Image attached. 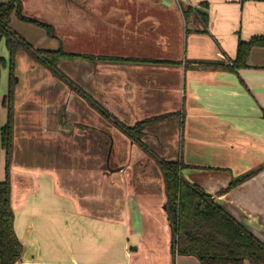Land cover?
<instances>
[{"label":"crops","instance_id":"obj_1","mask_svg":"<svg viewBox=\"0 0 264 264\" xmlns=\"http://www.w3.org/2000/svg\"><path fill=\"white\" fill-rule=\"evenodd\" d=\"M75 2L22 0V13L50 23L53 37L17 13L9 22L34 48L91 56L62 58L61 76L32 50L18 49L32 69L50 76L36 87L47 92L41 116H20L17 84L23 77L17 52L10 179L15 231L25 245L17 264H201L195 255H173L165 182L155 155L182 160L188 181L264 241V44L251 49L245 67L230 65L240 41L264 35V1ZM189 5L204 10L206 21L199 14L186 17ZM30 27L38 33L34 43L23 33ZM130 57L151 61L125 60ZM0 91L4 96L8 87ZM103 109L127 125L176 114L145 122L143 145ZM7 114L2 107L1 125ZM119 135L143 153L125 155L136 173L120 167L113 178L105 161L108 166ZM56 138L86 151L87 165L74 189L68 185L73 175L64 177L57 168L61 151L54 152L50 141ZM27 144L41 148L38 161L30 163L28 153L19 151ZM6 164L1 150L0 181L6 179ZM106 184L122 191L105 190ZM150 194L162 195L161 200L153 202Z\"/></svg>","mask_w":264,"mask_h":264},{"label":"trees","instance_id":"obj_2","mask_svg":"<svg viewBox=\"0 0 264 264\" xmlns=\"http://www.w3.org/2000/svg\"><path fill=\"white\" fill-rule=\"evenodd\" d=\"M13 13L24 21L44 28L49 36H54V27L45 21L24 15L22 0H7L0 3V86L2 68H9V86L2 96L0 91V111L7 107V121L0 124V151L5 150L7 157L6 179L0 181V264H17L22 260L25 245L15 231V212L12 205V184L10 167L14 149V99H15V61L20 46L35 50L41 61L57 74L64 76L58 67L62 58H91L82 53H70L62 48L48 50L34 48L21 34L9 24ZM186 17L199 14L206 21L207 13L189 5L184 9ZM3 41L9 50V60L1 52ZM264 44V35L255 36L249 41H240L237 56L231 67L237 69L248 65L251 49ZM114 58V57H113ZM116 58V57H115ZM110 59V58H109ZM128 61H151L144 58H127ZM95 106L100 104L92 101ZM104 113L137 142L142 140L144 123L164 119L176 113L164 114L127 125L106 109ZM148 148V147H147ZM149 150V149H148ZM159 159L166 192V215L170 224L173 255H195L201 264H244L248 259L252 264H264V241L257 237L240 221L219 205L212 195L199 185L188 181L182 173L185 163L182 160ZM256 172V171H255ZM255 172L234 179L227 187L230 189L248 179Z\"/></svg>","mask_w":264,"mask_h":264},{"label":"rangeland","instance_id":"obj_3","mask_svg":"<svg viewBox=\"0 0 264 264\" xmlns=\"http://www.w3.org/2000/svg\"><path fill=\"white\" fill-rule=\"evenodd\" d=\"M27 1L31 5L30 2L32 0L31 1L27 0ZM54 1H56V0H54ZM64 1L66 2V0H64ZM69 1H71L72 4H76L75 0H69ZM182 3H183V1H182ZM29 23L30 22H28V24ZM32 24L33 23H31V25ZM12 26L15 27V29H16V27H18V26H16L15 22H12ZM36 28H42V27L39 26ZM23 33L25 36H27L28 40L30 39L32 41V43H34V41L37 40L36 36L34 35V34H38L37 31L35 30V27L23 29ZM1 52L5 56V58L7 60H9V56H10L9 50L6 47L4 41L2 43ZM19 55L21 56V59L19 60V72H20V75L23 77V79L21 80V82L19 84H17V90L19 92V99H20V105H19L18 111H20L19 113H20V116H22V117H25L28 114H32L34 116H36V115L41 116V114H42L41 100L47 92L45 90H43L42 87H38L37 89H36V87L38 86L37 83L39 82V80H41L42 78L49 77L50 75L47 73V71L45 69L40 70L41 73L39 71H37V68L32 69L33 63H31V61H29L27 59H24V58L22 59L21 52H20V54L18 52V56ZM58 67L64 73L60 64H58ZM51 70H50V72H51ZM17 77H19V76L16 75V81H17ZM8 79H9V68L3 67L2 72H1V88L4 91L7 89L8 85H9ZM39 88H41V89H39ZM54 89L53 88L51 89L52 94H53ZM51 103H53L52 99H51ZM88 120H90V119L88 118ZM50 141H51V143L55 142V144H56V149H54V152L57 150L58 147L60 148L59 151H61V154L59 156H57V159H56L57 168L61 169V173H62V175H64V177H68V176L73 175V177H71L70 180L68 181V185L71 186L72 189H74L75 188L74 179L79 177V174L82 173V172H80V170H83V167H85V165H87L85 162L86 151H84V149H78V148L70 147L71 146L70 142L69 143L67 141L59 142L58 138H56L55 141H53V139H50ZM20 150H22V151L24 150L28 153V155L30 157V163H33L35 160L38 161L41 158V154H40L41 148H34L31 146V144H27V145H24L22 147L19 145V151ZM170 151H172V150H170ZM113 152H114V155L112 154L111 158L108 159L109 160L108 166L106 165V161H105V169L107 170V172L111 173V176L113 178H114V176L116 177L117 174L121 173L119 170L120 167H124V168L128 169V171H129L128 173L130 175H131V171H132V173H136L135 170H132L131 164H128L130 161H128V163H125V160H124L125 155H128V153L132 152L133 157L135 158L136 156L139 155V153H141V152L143 153L142 150L136 149V147L131 149V146H128L127 143L124 140H122L120 138V135H119L116 137V146H115V149L113 150ZM56 153H57V151H56ZM154 169L157 171L156 167H154ZM158 169H159V172L161 173L163 182H165L160 165H159ZM113 183H114V181H113ZM156 183H159V181H157ZM104 189L105 190H114L115 192L117 190L122 191V188L117 189V187L110 186L109 184H106ZM148 197H151V200L153 202H159L161 200L162 195L157 194V195L151 196V194H150V195H148ZM111 199H116L119 201L122 198H110L108 196H105L106 201H109ZM121 206H122V203H121ZM157 210L159 212V209H157Z\"/></svg>","mask_w":264,"mask_h":264},{"label":"built area","instance_id":"obj_4","mask_svg":"<svg viewBox=\"0 0 264 264\" xmlns=\"http://www.w3.org/2000/svg\"><path fill=\"white\" fill-rule=\"evenodd\" d=\"M178 2H182V1H185V0H176ZM251 1H264V0H251Z\"/></svg>","mask_w":264,"mask_h":264},{"label":"water","instance_id":"obj_5","mask_svg":"<svg viewBox=\"0 0 264 264\" xmlns=\"http://www.w3.org/2000/svg\"><path fill=\"white\" fill-rule=\"evenodd\" d=\"M33 52H35V50H32Z\"/></svg>","mask_w":264,"mask_h":264}]
</instances>
